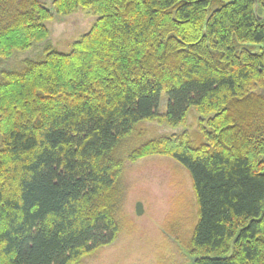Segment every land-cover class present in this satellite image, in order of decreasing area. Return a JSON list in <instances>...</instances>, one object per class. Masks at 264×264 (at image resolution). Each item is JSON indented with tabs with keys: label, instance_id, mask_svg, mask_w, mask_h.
<instances>
[{
	"label": "trees",
	"instance_id": "obj_1",
	"mask_svg": "<svg viewBox=\"0 0 264 264\" xmlns=\"http://www.w3.org/2000/svg\"><path fill=\"white\" fill-rule=\"evenodd\" d=\"M80 7L99 19L70 52L0 74V264H75L111 244L113 151L139 123L177 127L191 108L215 114L207 145L164 138L129 158L188 172L194 264H264V0H0V61Z\"/></svg>",
	"mask_w": 264,
	"mask_h": 264
},
{
	"label": "rangeland",
	"instance_id": "obj_2",
	"mask_svg": "<svg viewBox=\"0 0 264 264\" xmlns=\"http://www.w3.org/2000/svg\"><path fill=\"white\" fill-rule=\"evenodd\" d=\"M39 2L53 11L54 0ZM52 16L44 22L45 40L1 60L0 74L7 69H23L27 62L43 60L52 51L70 52L72 44L99 19L92 9L82 7L69 15ZM166 105L163 93L159 114L165 113ZM214 115H203L191 108L180 126L170 127L157 120L142 122L120 141L111 155L122 161L121 173L111 192L118 199L114 206L118 233L111 244L99 247L75 264H194L190 240L198 209L188 172L168 156L131 160L129 155L148 142L171 137H185L194 147L207 145L205 135L211 131L208 121ZM137 204L142 206L141 215L136 214Z\"/></svg>",
	"mask_w": 264,
	"mask_h": 264
},
{
	"label": "water",
	"instance_id": "obj_3",
	"mask_svg": "<svg viewBox=\"0 0 264 264\" xmlns=\"http://www.w3.org/2000/svg\"><path fill=\"white\" fill-rule=\"evenodd\" d=\"M142 213V206L140 204H137L136 206V214L141 215Z\"/></svg>",
	"mask_w": 264,
	"mask_h": 264
}]
</instances>
